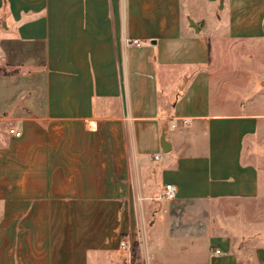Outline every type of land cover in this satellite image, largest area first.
<instances>
[{
	"label": "crops",
	"instance_id": "0c3cea01",
	"mask_svg": "<svg viewBox=\"0 0 264 264\" xmlns=\"http://www.w3.org/2000/svg\"><path fill=\"white\" fill-rule=\"evenodd\" d=\"M220 35L264 38V0H0V264H264V114L212 103Z\"/></svg>",
	"mask_w": 264,
	"mask_h": 264
},
{
	"label": "rangeland",
	"instance_id": "374dc122",
	"mask_svg": "<svg viewBox=\"0 0 264 264\" xmlns=\"http://www.w3.org/2000/svg\"><path fill=\"white\" fill-rule=\"evenodd\" d=\"M216 5L204 1V18L217 20ZM212 39L209 72L214 78L211 101L224 112L237 107L264 114V38ZM3 68L0 66V70ZM261 185L264 177L261 176ZM155 198V197H153ZM239 202L220 201L212 205L213 214L232 215Z\"/></svg>",
	"mask_w": 264,
	"mask_h": 264
},
{
	"label": "built area",
	"instance_id": "2783aa9c",
	"mask_svg": "<svg viewBox=\"0 0 264 264\" xmlns=\"http://www.w3.org/2000/svg\"><path fill=\"white\" fill-rule=\"evenodd\" d=\"M130 42L136 46L140 45V42L137 39H132ZM15 134L18 135L19 133L15 132ZM154 157L157 158V155H155ZM175 194H176V190L174 186L171 184H166L164 186V190L158 196H156L155 199H172L175 197ZM121 244L123 243L121 242ZM216 252L218 251L216 250Z\"/></svg>",
	"mask_w": 264,
	"mask_h": 264
},
{
	"label": "trees",
	"instance_id": "16d2710c",
	"mask_svg": "<svg viewBox=\"0 0 264 264\" xmlns=\"http://www.w3.org/2000/svg\"><path fill=\"white\" fill-rule=\"evenodd\" d=\"M0 72H5L6 73L7 71L5 69H2V70H0Z\"/></svg>",
	"mask_w": 264,
	"mask_h": 264
}]
</instances>
